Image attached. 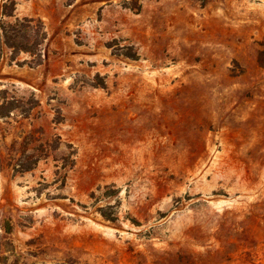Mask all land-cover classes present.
I'll return each mask as SVG.
<instances>
[{
  "label": "rangeland",
  "instance_id": "rangeland-1",
  "mask_svg": "<svg viewBox=\"0 0 264 264\" xmlns=\"http://www.w3.org/2000/svg\"><path fill=\"white\" fill-rule=\"evenodd\" d=\"M2 23L39 45L0 59V264H264V0Z\"/></svg>",
  "mask_w": 264,
  "mask_h": 264
},
{
  "label": "trees",
  "instance_id": "trees-1",
  "mask_svg": "<svg viewBox=\"0 0 264 264\" xmlns=\"http://www.w3.org/2000/svg\"><path fill=\"white\" fill-rule=\"evenodd\" d=\"M9 7L7 5L3 8V15L6 17L13 16V13H7ZM12 8L10 9V12ZM31 21V20H29ZM27 28L29 26H25L24 24H10V23H2L1 31H0V59L2 57V52L5 46L13 48L17 54L20 52H31L39 45V42L29 41V34Z\"/></svg>",
  "mask_w": 264,
  "mask_h": 264
}]
</instances>
